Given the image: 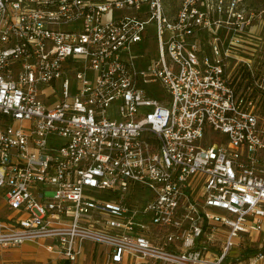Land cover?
<instances>
[{
    "label": "built area",
    "instance_id": "1",
    "mask_svg": "<svg viewBox=\"0 0 264 264\" xmlns=\"http://www.w3.org/2000/svg\"><path fill=\"white\" fill-rule=\"evenodd\" d=\"M0 191L4 251L242 264L264 230V7L0 0Z\"/></svg>",
    "mask_w": 264,
    "mask_h": 264
},
{
    "label": "rangeland",
    "instance_id": "2",
    "mask_svg": "<svg viewBox=\"0 0 264 264\" xmlns=\"http://www.w3.org/2000/svg\"><path fill=\"white\" fill-rule=\"evenodd\" d=\"M245 2L249 7H252L254 9H261L264 7V0H245ZM147 50L149 51L148 53L150 55H152L153 53L156 54V41L155 40L148 42ZM156 89L160 91V86H157ZM159 96L162 99H168L165 97L163 98L162 92H159ZM1 192L2 191H0V195L3 197L4 193H1ZM86 192H89V191H86ZM95 194L99 197H103L105 195L103 191L95 192ZM149 199H150L149 190L142 188L138 185L131 186L129 188V191L125 195V202L129 205L132 202L133 203L136 202L134 205L139 206V205L144 204L146 200H149ZM112 200L114 199L112 198ZM2 202L4 201H2V198L0 197V206H2ZM6 213L7 211L1 207L0 215H4ZM252 240L253 241H245L243 244L240 245V247H238V250L234 248L230 253L231 256L234 254L235 251H237L238 255H240L241 256L240 258L243 260L242 264H249L248 263L249 257H252L253 255L257 253L264 254V230L259 234H253ZM37 249H38V252L34 254L35 258H39V259L45 258L46 256L44 252L40 248H37ZM12 255H13L12 252L0 250V260L1 259L7 260L11 258ZM257 264H264V262H259Z\"/></svg>",
    "mask_w": 264,
    "mask_h": 264
},
{
    "label": "crops",
    "instance_id": "3",
    "mask_svg": "<svg viewBox=\"0 0 264 264\" xmlns=\"http://www.w3.org/2000/svg\"><path fill=\"white\" fill-rule=\"evenodd\" d=\"M40 247L32 245H21L15 249L8 250L12 252V257L9 259H1L0 264H58L57 257L49 256L45 251L40 248L45 258H35L34 254L38 252ZM219 249V248H218ZM216 248V250L218 251ZM2 250V249H0ZM83 254L78 257L77 264H105L107 262V249L102 246L92 245L85 243L83 245ZM117 264H151L140 259H134L124 255L121 262Z\"/></svg>",
    "mask_w": 264,
    "mask_h": 264
}]
</instances>
